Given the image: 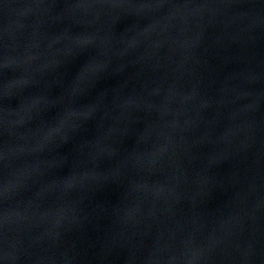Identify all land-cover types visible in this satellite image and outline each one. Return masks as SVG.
I'll use <instances>...</instances> for the list:
<instances>
[{"label":"water","instance_id":"obj_1","mask_svg":"<svg viewBox=\"0 0 264 264\" xmlns=\"http://www.w3.org/2000/svg\"><path fill=\"white\" fill-rule=\"evenodd\" d=\"M0 264H264V0H0Z\"/></svg>","mask_w":264,"mask_h":264}]
</instances>
